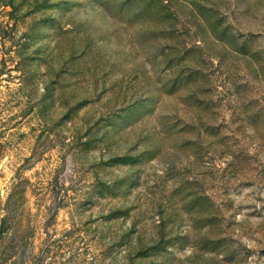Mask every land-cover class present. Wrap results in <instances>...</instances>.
<instances>
[{"label":"rangeland","instance_id":"374dc122","mask_svg":"<svg viewBox=\"0 0 264 264\" xmlns=\"http://www.w3.org/2000/svg\"><path fill=\"white\" fill-rule=\"evenodd\" d=\"M0 264H264V0H0Z\"/></svg>","mask_w":264,"mask_h":264},{"label":"trees","instance_id":"16d2710c","mask_svg":"<svg viewBox=\"0 0 264 264\" xmlns=\"http://www.w3.org/2000/svg\"><path fill=\"white\" fill-rule=\"evenodd\" d=\"M1 235V234H0Z\"/></svg>","mask_w":264,"mask_h":264}]
</instances>
